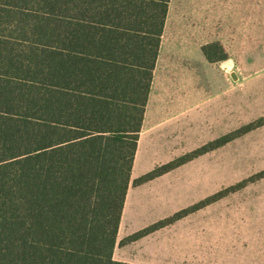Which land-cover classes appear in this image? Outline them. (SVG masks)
Listing matches in <instances>:
<instances>
[{
    "label": "trees",
    "instance_id": "trees-1",
    "mask_svg": "<svg viewBox=\"0 0 264 264\" xmlns=\"http://www.w3.org/2000/svg\"><path fill=\"white\" fill-rule=\"evenodd\" d=\"M171 0H0V264H128L113 254ZM228 58L220 42L201 48ZM264 126V116L134 181ZM264 171L179 211L173 224Z\"/></svg>",
    "mask_w": 264,
    "mask_h": 264
},
{
    "label": "rangeland",
    "instance_id": "rangeland-1",
    "mask_svg": "<svg viewBox=\"0 0 264 264\" xmlns=\"http://www.w3.org/2000/svg\"><path fill=\"white\" fill-rule=\"evenodd\" d=\"M214 42L228 58L212 64L201 48ZM153 88L151 111L166 120L140 139L134 180L264 116V0H171ZM175 171L152 189H134L147 201L130 210L134 225L264 171V126ZM168 188L189 192L161 193L173 203H156ZM204 210L206 240L221 242L226 263L264 264V179Z\"/></svg>",
    "mask_w": 264,
    "mask_h": 264
},
{
    "label": "crops",
    "instance_id": "crops-1",
    "mask_svg": "<svg viewBox=\"0 0 264 264\" xmlns=\"http://www.w3.org/2000/svg\"><path fill=\"white\" fill-rule=\"evenodd\" d=\"M161 50L162 44L160 54ZM157 68L158 62L156 70ZM156 70L154 72L152 89L146 108L145 119L139 141L142 136L144 137L145 134H147L149 131L153 130V128L157 127L166 120L163 118H155L154 113L156 112V110L151 111V101L153 96L152 90H154L153 86L155 83ZM174 174L179 176L178 173L174 170L141 186H135V180L131 177L130 188L127 193L119 227L117 245L113 254L114 260L128 264H229L226 263V259H223V247L221 245V242H207L206 240V229L204 224V209L206 207L188 215L181 220L174 222L171 225L148 232L133 241L127 240L128 237L142 232L145 229H148L156 223L165 220L175 214L174 213L170 216H159L149 221H145L143 223L135 225L128 217L133 206L137 205L138 203L147 202L146 199L143 200V198H145L144 194H136L134 193V189L139 191L145 190L146 188L152 189L156 186V184L162 182L168 176H174ZM168 192L180 193V195L183 197L189 192V189L168 188L160 190V194H154V196L157 197V199L154 201L157 203L159 201L158 198L161 196L160 202H162V204H166L168 202L173 203V199H166L165 196L161 194L164 193L167 195ZM201 201H195L188 204L187 206H183L182 210L187 209ZM196 215L197 217H200V219H198L197 221H193L194 216Z\"/></svg>",
    "mask_w": 264,
    "mask_h": 264
},
{
    "label": "water",
    "instance_id": "water-1",
    "mask_svg": "<svg viewBox=\"0 0 264 264\" xmlns=\"http://www.w3.org/2000/svg\"><path fill=\"white\" fill-rule=\"evenodd\" d=\"M231 76H232V78H233L234 80L237 79V75H236L234 72L231 74Z\"/></svg>",
    "mask_w": 264,
    "mask_h": 264
}]
</instances>
